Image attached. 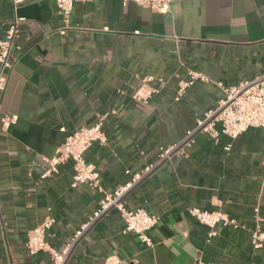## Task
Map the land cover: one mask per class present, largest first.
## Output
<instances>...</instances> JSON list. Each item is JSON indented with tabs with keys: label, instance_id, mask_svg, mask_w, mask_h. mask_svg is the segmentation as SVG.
<instances>
[{
	"label": "crops",
	"instance_id": "crops-1",
	"mask_svg": "<svg viewBox=\"0 0 264 264\" xmlns=\"http://www.w3.org/2000/svg\"><path fill=\"white\" fill-rule=\"evenodd\" d=\"M15 15L24 21L0 92V117H16L6 129L0 123V264H52L49 253L28 254L27 232L53 218L45 240L61 253L98 210L102 193L73 187L71 163L41 175L66 135L105 113L107 144L93 143L85 156L104 193L194 133L121 199L158 216L153 246L124 232L111 208L70 246L64 264H264V246L250 243L255 207L264 229L262 130L234 140L198 132L224 98L212 83H195L174 102L187 68L225 87L264 76V0H170L164 13L94 0L75 3L67 19L52 1L25 0ZM13 17L11 0H0V40ZM147 75L158 92L148 103L133 101ZM194 208L219 211L238 227L218 226L208 239L188 213Z\"/></svg>",
	"mask_w": 264,
	"mask_h": 264
},
{
	"label": "built area",
	"instance_id": "built-area-1",
	"mask_svg": "<svg viewBox=\"0 0 264 264\" xmlns=\"http://www.w3.org/2000/svg\"><path fill=\"white\" fill-rule=\"evenodd\" d=\"M25 0H11L14 17L5 30V39L0 40V92L4 91L9 79V73L13 66L12 52L15 48V41L20 33V25L24 19L15 15L17 7ZM52 1L59 14L67 19L75 3H86L94 0H49ZM100 1V0H96ZM124 3H131L136 6L150 8L154 12L164 13L167 11L170 0H121ZM185 80L178 83L174 102L180 101L186 91L195 83H212L224 93V98L219 101L216 108L205 114V119L198 122L196 130L208 133L214 140L219 135H225L231 140L236 139L248 128H258L263 132L264 137V76L247 80L234 87H225L220 82H215L207 75L193 70L186 69ZM152 76H144L140 79L139 85L131 94L133 101L148 103L158 89L152 86L154 82ZM162 82V79H158ZM113 114V112L109 113ZM108 114L98 115L96 122L92 126H83L78 130L66 135L62 144L58 147L56 155L52 159H45L47 171L41 178L48 177L51 173H56L57 168L65 163H71L73 170L72 186L85 185L102 193V199L98 210H96L86 223L77 231L71 245L77 241L83 232L95 222L101 215L109 209L117 210L120 218L124 223V232L133 233L138 241L145 247H152L153 241L150 232L156 227L159 218L157 215L144 209H128L122 203V197L130 191L139 181L147 176L157 165L169 159L172 155L177 154L181 145L188 144L194 131L186 134L185 139L179 145L161 148L158 159L155 164L147 165L140 172L134 174L131 180L123 186H119L112 193H104L100 185V177L96 167L87 163L85 156L88 149L93 143L100 146L107 144V138L103 130V124ZM15 116L3 115L0 117V123L3 128H8L15 122ZM219 124V129L216 126ZM183 145V146H184ZM182 146V147H183ZM230 146V145H229ZM228 146V147H229ZM254 219L255 226L250 231V243L253 248L264 246V229L262 220L258 216L259 209L255 207ZM188 213L196 221L208 229V239L216 236L218 226H231L237 228L238 225L234 219L228 218L219 211H207L200 209H189ZM54 219L46 218L41 224L29 230L26 235L25 248L29 255H35L39 252L49 253L52 264H64L69 252L70 246L61 253L55 252L45 240V235ZM107 259V261H109ZM106 261V262H107Z\"/></svg>",
	"mask_w": 264,
	"mask_h": 264
},
{
	"label": "water",
	"instance_id": "water-1",
	"mask_svg": "<svg viewBox=\"0 0 264 264\" xmlns=\"http://www.w3.org/2000/svg\"><path fill=\"white\" fill-rule=\"evenodd\" d=\"M201 129H202V128H200V129L198 130V132H200ZM183 145H184V144H182L180 147H182ZM161 164H162V163H161ZM75 244H76V243H75ZM75 244L73 245V247L75 246ZM73 247H72V248H73Z\"/></svg>",
	"mask_w": 264,
	"mask_h": 264
}]
</instances>
